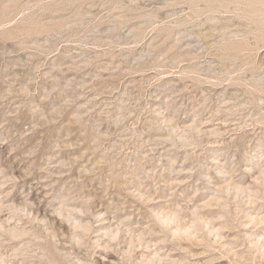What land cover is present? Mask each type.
<instances>
[{"label":"rangeland","instance_id":"1","mask_svg":"<svg viewBox=\"0 0 264 264\" xmlns=\"http://www.w3.org/2000/svg\"><path fill=\"white\" fill-rule=\"evenodd\" d=\"M0 264H264V0H0Z\"/></svg>","mask_w":264,"mask_h":264}]
</instances>
